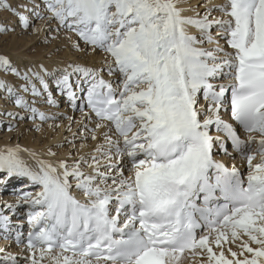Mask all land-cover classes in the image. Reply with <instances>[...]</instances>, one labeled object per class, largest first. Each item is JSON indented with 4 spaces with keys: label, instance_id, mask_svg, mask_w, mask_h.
Returning a JSON list of instances; mask_svg holds the SVG:
<instances>
[{
    "label": "snow or ice",
    "instance_id": "6c2138e0",
    "mask_svg": "<svg viewBox=\"0 0 264 264\" xmlns=\"http://www.w3.org/2000/svg\"><path fill=\"white\" fill-rule=\"evenodd\" d=\"M198 8L189 0H0L15 18L0 21V35L16 26L55 32L52 39L63 32L74 53L101 54L85 63L57 55V46L49 63L22 68L0 55V69L21 78L0 79V99L26 110H4L9 131L18 119L39 120L38 129L57 119L35 106L42 96L57 104L50 81L96 118L82 136L94 145L75 156L52 150L63 145L43 155L0 145L2 182H29L0 207V239L22 248L3 264H264V0ZM217 152L235 153L246 168ZM5 208H27V232Z\"/></svg>",
    "mask_w": 264,
    "mask_h": 264
},
{
    "label": "rangeland",
    "instance_id": "374dc122",
    "mask_svg": "<svg viewBox=\"0 0 264 264\" xmlns=\"http://www.w3.org/2000/svg\"><path fill=\"white\" fill-rule=\"evenodd\" d=\"M7 2L15 4V3H17V0H7ZM201 3H203V0H197L195 2H193V1L189 2V4L191 6H193L195 4V6H197V7ZM198 10L201 12L203 11L202 8H198ZM5 20L8 21L10 25L15 24V18L12 17L8 11L0 9V21H5ZM43 24H44V21H40V20L35 21V26H42ZM52 26L53 27L55 26V22H53ZM41 32H43V33H41ZM41 32L36 33L32 29L24 30L22 28V26H16L15 31H9L3 35H0V55H7V51H8L7 49H8V47H10L12 41L16 40L17 43H18V41L20 43H25L24 41H26L27 39H29V40L33 39V41H31V42L29 41V44H28V47L34 46L33 47L34 49L30 50V52H33L36 49H40L42 51H45L46 54H48V53L51 54L52 50L55 47L62 46L61 51L59 53H57V55L66 57V55L69 54V55H73V57L71 59H83V60L88 61L87 63L92 62V60L90 61L91 55L89 57V56H81V55L74 53V51L71 49V47L67 45L68 41H67L66 36L63 34V32L56 39H52L53 37L57 36V34L55 32H51L48 30H43ZM45 37H48L51 42H46ZM20 39H23V41H21ZM222 42L223 41H221V43ZM10 59L12 60L13 58L10 57ZM12 62L14 63V65H17L16 59L15 60L13 59ZM1 71L5 73L4 78L7 81H8V77H10V76L12 77L13 75L15 76L14 73H12L10 71H5L3 69H0V74H1ZM17 78L19 79V82H20L21 78H19V77H17ZM51 88L53 89V91H52L53 98L56 100V96H57L56 92H58L56 90V86H51ZM54 93H55V95H54ZM21 94L24 95L26 99H32L33 98L32 94L30 92L29 93H23L22 92ZM0 96H4V93L3 92L0 93ZM35 106L38 107L41 111L46 112V114H48V115L57 116V119L54 121L49 120L47 122H44L43 126L39 129L35 127L36 124L41 123L39 120L33 121L30 117H26L23 120L18 119V124H19L18 130L19 131L15 128L12 131H9L7 123H6L8 118L3 116L4 110L5 109L15 110V111L21 112V114H24L26 110L19 108V106L15 105L11 100L0 99V118H3L5 120L4 124H0V140H5V139L14 140L17 137L18 138L17 140L19 141L18 143L21 144L23 136L30 134V135H33V137L39 138V141H44V139L47 138L48 136H50V138L54 137L55 134L59 133L61 130L60 139L58 141H52L48 144L49 147H52L54 145H63V147H61L59 149L54 147V151H57L58 156H59V154L61 155L60 157L75 156L77 154V150L79 149V146L81 144L94 145L95 142H93L91 140L85 141L82 139V136L87 135L88 134L87 132H89L92 129V126H89L87 124V123H89V121H88L89 119L87 120L84 115H82V116L80 115L82 113L79 109H73V111H72V109L66 108V106L64 107V106L58 104V102H57V104H52V105L47 104L45 102V97H43V96L38 98V102L36 103ZM60 106H62L65 109L62 110L61 109L62 107H60ZM85 110L86 109L84 108V111ZM69 114H71V115H69ZM69 117H71L72 120H69ZM79 118H80V120H79ZM81 118L82 119L84 118L83 119L84 121H82ZM78 122H80V124ZM61 123H62V125H61ZM92 123H93L92 125L94 127V121ZM83 124H87L88 129L83 128L82 127ZM82 128L84 131H82ZM26 129H27V131H26ZM85 130H87V131H85ZM21 131H23V132H21ZM7 134H9V136H6ZM99 139L100 138H98V140ZM85 150L87 151V149H85ZM61 151L64 153L61 154ZM240 164L243 165V168H246V165L242 164V162H240ZM19 183H21V182H19ZM22 189H25V188H20L19 190H17V191L14 190L13 192L8 191V193H7V192H4V190L2 191V189L0 187V191H1L0 196L6 195V194H11L14 192L16 193ZM6 213L7 212H5V214ZM27 230H28L27 227L23 228V231H27ZM15 253L16 252H14L13 254H15Z\"/></svg>",
    "mask_w": 264,
    "mask_h": 264
},
{
    "label": "bare ground",
    "instance_id": "6f19581e",
    "mask_svg": "<svg viewBox=\"0 0 264 264\" xmlns=\"http://www.w3.org/2000/svg\"><path fill=\"white\" fill-rule=\"evenodd\" d=\"M191 1H193V2H195V1H197V0H189V2H191ZM193 8H198L197 6H195V4L192 6ZM189 15H193L194 13H192V12H189L188 13ZM195 29H193V31H194ZM41 33H43V32H41ZM21 41H23V39H20ZM29 41L31 42V41H33V39H27L26 41H24L25 43H20L19 41H18V43H17V41L15 40V41H12V43H11V45H10V47H8V51H7V56H9V57H11V58H13L14 60L16 59V62H17V65L19 66V67H23L25 64H28L30 61L31 62H38V61H44L46 64L47 63H49V60L47 59V56H46V53H45V51H42V50H40V49H36V50H34L33 52H30V50H32V49H34L33 47L34 46H31V47H28V44H29ZM223 43V42H222ZM68 45V44H67ZM67 47V46H66ZM48 55H50V53H48ZM73 57V55H69V54H67L66 55V57L65 58H67V59H69V60H71V58ZM90 57V56H89ZM100 58H101V54H98L97 56L95 55V56H91L90 57V61L92 60V62L91 63H98L99 61H100ZM12 59V60H13ZM81 60H83V59H81ZM85 63H87L88 61H86V60H83ZM14 76V75H13ZM8 77V83H10V84H13V85H16L18 82H19V79L17 78V77ZM5 77V73L4 72H2L1 71V74H0V79H5L4 78ZM50 84H51V86H55V83H54V81L52 82H50ZM56 90L58 91V92H56L57 94V96H56V101L58 102V104H60V105H62V106H66V108H69V109H72V111H73V109H78V108H73V106H72V104H71V102L68 100V97L66 96V94H62L59 90H58V88H56ZM50 91L52 92L53 91V89L52 88H50ZM3 92V90L2 89H0V93H2ZM5 95V94H4ZM54 95H55V93H54ZM84 94H81V96H83ZM76 103L78 104V105H80V104H83L84 103V101H83V99H78L77 101H76ZM62 106H60V107H62ZM62 110H64L65 108H61ZM68 109V110H69ZM85 111L84 112H88L89 111V109H87L86 107H85ZM69 115H71V114H69ZM81 116H82V114H80ZM224 118L225 119H229V114H224ZM84 119V118H83ZM82 118H81V120L82 121H84ZM79 120H80V118H79ZM88 120V119H87ZM89 121V123H87L89 126H92V128H93V121H94V125H95V123H96V118H95V116L93 115L92 116V118L91 119H89L88 120ZM79 124H80V122H78ZM23 124V123H22ZM61 125H62V123H61ZM60 126V125H59ZM88 129V128H87ZM19 131V130H18ZM26 131H27V129H26ZM82 131H84L83 130V128H82ZM85 131H87V130H85ZM242 131V130H241ZM21 132H23V131H21ZM17 133V132H16ZM20 133V132H19ZM26 133V132H25ZM60 133H61V130H60V132L59 133H56L55 134V136L54 137H51L50 138V136H48L47 138H45L44 139V141H39V138H36V137H33V135H24L23 136V138H22V142H21V146L23 147V148H28V149H36V150H38L42 155L43 154H45V152H46V150H47V148L49 147L48 146V144L50 143V142H52V141H58L59 139H60ZM82 133V132H81ZM88 133V132H87ZM23 135V134H22ZM6 136H9V134H7ZM98 138H100V137H98ZM18 138L16 137L14 140H9V139H5V140H0V145H3V144H6V143H11V144H16V143H18L19 141L17 140ZM62 139V138H61ZM19 144V143H18ZM230 147V148H229ZM52 150L54 151V147L52 148ZM65 150V149H64ZM228 150H229V152H232L233 150H232V148H231V146H230V144H229V146H228ZM64 152H62L61 151V154H63ZM67 153V152H66ZM65 153V154H66ZM21 155L23 156V158L26 160V161H28V163H30V164H33L34 162L31 160V158H30V156H29V153L28 152H22L21 153ZM59 156H61L60 154H59ZM63 156V155H62ZM216 157L218 158V159H222V160H224V161H228V163L229 164H231V163H236V165L238 166V167H242L243 168V165H241L240 164V162H241V159H240V157L238 156V155H236L235 153L233 154V156H225L224 154H223V152H217V154H216ZM236 157V158H235ZM5 175L6 174H4V173H0V187H1V189H2V191L4 190V192H7L8 193V191L9 192H13L14 190H19L20 188H25L27 185H28V180H27V178H20V177H11V178H9L8 180H7V182L6 183H4V182H2L3 180H4V177H5ZM19 182H21V183H19ZM28 190H33V189H31V188H29ZM35 190H39V189H35ZM1 192V191H0ZM19 192H14V193H11V194H6V195H2V196H0V207H2L3 206V204H4V202H7V203H14L16 200H17V198H18V196H17V194H18ZM4 211L5 212H7L6 214L7 215H10L11 217H12V219H13V221H14V223L15 222H19V223H22L23 225H24V227H26V223H27V215H26V211H21V209L19 210V212H20V214L19 215H16V214H14V213H12V212H10V211H8L6 208L4 209ZM23 227V228H24ZM27 232V231H26ZM7 245V247H6V251H8V252H11V253H14V252H19V251H21L22 250V248H21V246H18V245H16L12 240H4V239H0V247H5V246ZM5 253H0V257H2L3 255H4ZM1 263H3L2 262V260H1Z\"/></svg>",
    "mask_w": 264,
    "mask_h": 264
}]
</instances>
